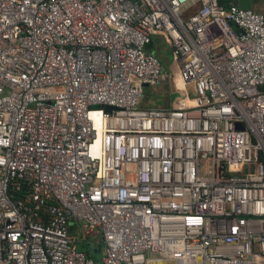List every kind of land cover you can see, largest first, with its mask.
<instances>
[{
  "label": "built area",
  "instance_id": "obj_1",
  "mask_svg": "<svg viewBox=\"0 0 264 264\" xmlns=\"http://www.w3.org/2000/svg\"><path fill=\"white\" fill-rule=\"evenodd\" d=\"M221 1L0 0V264H264V0Z\"/></svg>",
  "mask_w": 264,
  "mask_h": 264
},
{
  "label": "crops",
  "instance_id": "obj_2",
  "mask_svg": "<svg viewBox=\"0 0 264 264\" xmlns=\"http://www.w3.org/2000/svg\"><path fill=\"white\" fill-rule=\"evenodd\" d=\"M154 47L158 53L157 55H159L162 61L163 59L167 60L170 57V54L172 61V49L167 45L163 38L158 37ZM150 90L152 91L150 92ZM146 91L147 98L145 99V105L148 107H166L171 103L175 96V90L173 87H170L169 82H165L162 88L147 87ZM158 94H161L160 97H158Z\"/></svg>",
  "mask_w": 264,
  "mask_h": 264
},
{
  "label": "rangeland",
  "instance_id": "obj_3",
  "mask_svg": "<svg viewBox=\"0 0 264 264\" xmlns=\"http://www.w3.org/2000/svg\"><path fill=\"white\" fill-rule=\"evenodd\" d=\"M170 57L166 60V59H163L164 61V65L165 67L168 69V70H171V54L169 55ZM152 90H150L151 92ZM161 94H158V97H160ZM82 230H83V233L85 234L86 233V230L83 229L82 227ZM90 233H92L93 235H98V233L95 231V230H91ZM97 248V245L96 244H93L92 245V253L95 257H101V254L98 253L97 251H95V249Z\"/></svg>",
  "mask_w": 264,
  "mask_h": 264
},
{
  "label": "trees",
  "instance_id": "obj_4",
  "mask_svg": "<svg viewBox=\"0 0 264 264\" xmlns=\"http://www.w3.org/2000/svg\"><path fill=\"white\" fill-rule=\"evenodd\" d=\"M222 2V4H224L226 7L227 6H229L230 4H231V2H232V0H222L221 1ZM149 50H153L156 54H158L157 52H156V50H155V47L153 46H151V47H149ZM159 56V55H158ZM80 249L82 250V251H85L87 254H92V247L89 249V246L88 245H86V244H84V243H82L81 245H80ZM96 250H98L97 248L95 249V251Z\"/></svg>",
  "mask_w": 264,
  "mask_h": 264
},
{
  "label": "water",
  "instance_id": "obj_5",
  "mask_svg": "<svg viewBox=\"0 0 264 264\" xmlns=\"http://www.w3.org/2000/svg\"><path fill=\"white\" fill-rule=\"evenodd\" d=\"M259 0H238L239 7L241 9H250L252 7L253 2H258ZM108 110H111L112 107H108Z\"/></svg>",
  "mask_w": 264,
  "mask_h": 264
}]
</instances>
